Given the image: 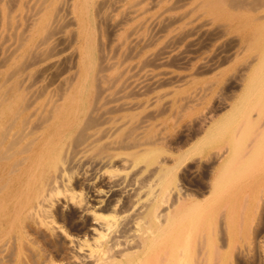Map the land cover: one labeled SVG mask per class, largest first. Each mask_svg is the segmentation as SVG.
<instances>
[{"label": "bare ground", "instance_id": "obj_1", "mask_svg": "<svg viewBox=\"0 0 264 264\" xmlns=\"http://www.w3.org/2000/svg\"><path fill=\"white\" fill-rule=\"evenodd\" d=\"M179 1L183 0L170 2L166 10L177 7ZM193 1L194 9L199 7L209 13L213 21H219L213 33L231 34L238 49L245 50L252 44L256 50L244 66L241 61L243 68L240 69L244 73L238 76L235 73L236 80H230L246 90L241 96L243 100L238 107L231 106L233 111L224 120L204 131L205 134L210 132L209 137L217 135L220 143L227 144L212 152L207 160H193L182 170L186 173L201 166L203 180L200 183H192L182 176L177 180L173 175L188 157L187 152L171 159L173 163L169 165L166 156L160 158L157 150L145 148L152 146L156 139L147 136L143 121L136 120L135 113L120 114L135 108L138 102L123 100L134 94L131 89L125 91L127 82L130 83L123 70L127 64L120 70L112 57L121 48L124 59L134 45H126L124 38L118 46L112 44L114 48H107L100 34L102 25L114 30L127 22L136 10L134 1L120 18L110 21L108 10H112L115 0H0V264H264V100L259 98L251 104L261 109L258 119L253 112L251 115L245 103L264 86V0H195L194 4ZM92 10L96 19L91 17ZM170 13L161 17V27L179 21L189 11ZM143 22L139 24L141 27ZM158 28V34L166 30L159 32ZM137 29L134 32H138ZM133 30L131 26L128 31ZM188 32L187 35L191 34ZM211 34L206 35L207 38H212ZM182 47L186 51L187 46ZM212 53L211 57L218 54ZM155 56L158 59V55ZM152 58L146 59L148 64ZM162 62L160 66L165 63ZM184 64L186 66V62ZM172 66L177 68V65ZM198 70L195 69L199 74ZM150 72L153 75V71ZM149 86L141 91H151ZM195 90L197 92V88ZM223 94H218L219 98H223ZM234 164L239 167L238 174H252L253 179L244 177L234 195L223 201L226 172ZM241 192L243 197L237 198ZM240 208L243 213L239 216Z\"/></svg>", "mask_w": 264, "mask_h": 264}, {"label": "rangeland", "instance_id": "obj_2", "mask_svg": "<svg viewBox=\"0 0 264 264\" xmlns=\"http://www.w3.org/2000/svg\"><path fill=\"white\" fill-rule=\"evenodd\" d=\"M131 1V2H130ZM132 1H134V3L136 4L135 5V7H134V9L136 8V10H135V12L134 13H132L131 14V16L126 20L127 22H125L124 21V23L122 22L120 25V27H119V25H117V27H116V29L118 28V31H119V33L121 34V35H119V33H118V31L116 30V29H114V30H111V29H108V28H106L105 29V27L102 25L101 26V34H100V40H102L103 42H104V40H105V44H106V46H108L107 48H111V47H113L114 45V47H116V46H118V44H120L121 43V41L124 39V38H126V45L128 44V46L130 47L131 45H134V46H131L130 48V53H129V55L131 56H124L125 58L124 59H122V49L120 48L117 52H115V56L114 57H112V60L113 61H115L116 62V64H117V67L120 69V70H122L123 68H124V65L125 64H127V65H125V69H123L124 70V76L125 77H128L129 78V81H130V83L129 82H127V85L129 86H127L126 88L127 89H125V91H130V89L133 91V93L134 94H132L131 96H133V97H131V96H128L127 98H124L123 100H125V101H130V102H132V103H135V102H138V103H136L137 105V107L135 106V108L133 107V108H129V109H126V111L125 110H123V111H121L120 112V114H124V113H126V114H133V113H135V114H133L134 116H135V119L136 120H138V121H143L142 122V125H143V127H145L147 130H148V132H146L147 133V136H151L152 138H154V140H155V142H154V144L152 145V146H145V148H147V149H152V150H157L158 152H159V157L160 158H162V157H167V159H168V164L169 165H171L172 163H173V159L174 158H176V157H178L181 153H186L187 152V158L185 159V161H183L182 163H181V165L179 166V167H177V169H176V171H174V173H173V175H175L176 176V179L178 180V178H181V176L182 177H184L185 179H188V180H190V181H192V183H200L202 180H203V176H202V170H201V166H199V167H195V169L194 168H192V170H190V171H188V172H186V173H184L182 170H184V168H185V166H187V164H189L190 162H192L193 160H203V159H206V158H208V156H210V154L212 153V152H214V151H216V150H218V148L220 147V146H225V144H227V143H225V142H223V141H221V143H220V139H219V137L217 136V135H212L211 137H209V135H210V132H208V133H204V131L207 129V127H208V129H209V127H211L212 126V124H214V123H218V122H221L222 120H224L227 116H228V114L229 113H231L232 111H233V109H232V107H234L235 106V108H236V106L238 107L239 105L238 104H240L241 103V101L243 100L242 99V95H243V93H244V91H246L245 89H241L240 88V86L238 85L237 87L235 86V85H237V84H235V81L234 80H236V74H237V76H238V73H239V75L241 74V73H244V70L242 69L243 68V66H244V63L247 61V60H249L250 58H252V56H254V55H252V54H255L256 53V50L253 48V45L252 44H249L248 45V47L245 49V50H241V49H238L237 48V41L236 40H233V36L231 35V34H224L223 36L222 35H219V33L218 34H215V33H213V32H215L216 31V29H217V27H218V25H219V21H213L212 19H211V15L209 14V13H207V12H203V10L201 9V8H195L194 9V7H195V5H191L192 4V0H183V1H179V3H177V5L179 6H177V7H175L174 9H172V10H166V8H167V6H168V4L170 3V2H172L173 0H157V3H156V1L154 0V1H152L151 3H150V1L151 0H142V2L140 3V0L139 1H136V0H115V2H114V4L115 5H113V6H111L112 8V10L111 11H109L108 10V13L110 14L109 15V20L110 21H114V18H115V21L118 19V18H120L121 16H122V13H123V11H124V9L129 5V4H131V3H133ZM136 1V2H135ZM166 1H167V3H166ZM147 3V4H145V3ZM159 2V3H158ZM188 2V3H187ZM120 3V4H119ZM140 3V4H139ZM152 3H155L154 4V6H153V4ZM164 3V4H163ZM182 3H186V4H182ZM194 3H196V1L194 0L193 1V4ZM119 4V5H118ZM150 4H152V5H150ZM171 4V3H170ZM169 4V5H170ZM140 5V6H139ZM143 5H144V7L146 8V9H144V11H143ZM146 5V6H145ZM152 6V7H150V6ZM167 5V6H166ZM115 6V8H113ZM117 6V7H116ZM125 6V7H124ZM191 8H190V7ZM193 6V7H192ZM147 7H149V8H147ZM156 7V8H155ZM190 8V9H188V8ZM117 8V9H116ZM121 8V9H120ZM154 8H155V10H154ZM162 8H165V9H162ZM179 8V9H178ZM184 8V9H183ZM113 9H115V11L113 12ZM140 9V10H139ZM142 9V10H141ZM183 9V10H182ZM188 9V10H187ZM116 10H117V12H116ZM161 10H163L162 12H161ZM165 10V11H164ZM178 10V11H177ZM181 10V11H180ZM122 11V12H121ZM140 11H142V12H140ZM167 11V12H166ZM185 11H189V13L188 14H186L183 18H181L178 22L177 21H175V22H172L171 24L169 23V25L167 24V25H164V28H163V25H162V27H161V24H162V18L165 16V15H168L170 12H172V13H170V14H180V13H182V12H185ZM113 12V13H112ZM121 12V13H120ZM138 12V13H137ZM140 12V13H139ZM158 12H160V13H158ZM202 12V13H201ZM142 13V14H141ZM158 13V15L156 16V14ZM116 14H118V15H116ZM141 14V15H140ZM197 14H198V17H197ZM200 14V15H199ZM96 14H95V12H94V10H92V12H91V17L92 16H94L93 17V19H96V16H95ZM113 15V16H112ZM164 15V16H163ZM133 16V17H132ZM148 16V17H147ZM158 16H160V17H158ZM186 16H187V18H186ZM193 16V17H192ZM111 17V18H110ZM117 17V18H116ZM132 17V18H131ZM145 17V18H144ZM156 17V18H155ZM162 17V18H161ZM190 17V18H189ZM135 18V19H134ZM142 18V20H140ZM159 18V19H158ZM194 18H196V19H193ZM210 18V19H209ZM130 19V20H129ZM144 19V20H143ZM156 19V20H155ZM189 19V20H188ZM198 19V20H197ZM200 19V20H199ZM204 19V20H203ZM132 20V21H131ZM150 20H152V21H150ZM158 20H160V21H158ZM186 20V23L188 24L189 23V25H187L184 21ZM187 20H188V22H187ZM193 20V21H192ZM197 20V21H196ZM206 20V21H205ZM138 21L140 22V23H138ZM142 21H145V22H143V26L141 27L140 25H141V23H142ZM156 21H158V22H156ZM192 21V22H191ZM201 21H203L204 23L206 22L207 24H204L203 22H201ZM156 22V23H155ZM183 22V23H182ZM198 22V23H197ZM201 22V23H200ZM214 22V23H213ZM150 23V24H149ZM202 23H203V25L205 26H203L202 25ZM210 23V24H209ZM123 24V25H122ZM135 26H134V25ZM140 24V25H139ZM154 24V25H153ZM160 24V25H159ZM178 24V25H177ZM182 24V25H181ZM185 24V25H184ZM192 24H193V28H195L194 30H192L191 29V27H192ZM196 24V25H195ZM212 24V25H211ZM129 25V27H127ZM148 25V26H147ZM149 25H150V27H149ZM153 25V26H152ZM171 25V26H170ZM177 25V26H176ZM207 25H209V26H207ZM216 25V26H215ZM131 26H132V30H133V28H135L132 32L131 31H128V30H131ZM155 26V27H154ZM160 27L161 29H159L158 27ZM190 26V27H189ZM195 26V27H194ZM104 27V28H103ZM140 29H139V28ZM145 27H147V28H145V29H147V30H145L144 28ZM166 27V28H165ZM169 27V28H168ZM172 27H174L173 29H172ZM204 27V28H203ZM207 27V28H206ZM214 27V28H213ZM216 27V28H215ZM119 28H120V30H121V32H120V30H119ZM130 28V29H129ZM138 28V29H137ZM151 28V31L149 30ZM155 28H156V31H155ZM157 28H158V30H159V32L162 30V29H166V30H162L160 33L161 34H158V31H157ZM180 28V29H179ZM201 28V29H200ZM105 29V30H104ZM127 29V30H126ZM138 30V32H134L135 30ZM154 29V30H153ZM170 29V31H168ZM179 29V30H178ZM183 31H182V30ZM205 29V30H204ZM143 30V31H142ZM153 30V31H152ZM178 30V31H177ZM193 32H192V31ZM202 30H204L203 31V33H202ZM211 30H212V34H211ZM111 31V32H110ZM113 31V32H112ZM140 31V32H139ZM146 31H147V33H146ZM186 31V33L185 34H183L184 32ZM191 32V34H189V35H187V32ZM103 32V33H102ZM106 32V33H105ZM128 32H130V33H128ZM152 32V33H151ZM154 32H157V33H154ZM188 32V33H189ZM198 32V33H197ZM209 32V34H207ZM111 34V36L113 35V33H114V36H112V37H114L113 38V40H111L112 39V37L109 35V34ZM116 33V34H115ZM145 33V34H144ZM150 33V35H148ZM154 33V34H153ZM165 34V36H164V34ZM196 33V34H195ZM106 34H107V36H106ZM124 34H126V35H124ZM132 34V35H131ZM142 34V35H141ZM181 34V35H180ZM182 34H183V37L181 38V36H182ZM199 34V35H198ZM211 34V36L210 37H212V38H207V36L206 35H210ZM103 35H105V36H103ZM111 37H109V36ZM131 37H129V36ZM137 35H138V38L140 37V38H142L143 39V41H142V39H138L137 38ZM144 35H145V37H144ZM147 35L149 36V37H147ZM155 35V36H154ZM167 35V36H166ZM180 37H179V36ZM197 35L199 36V38L197 37ZM202 35V36H201ZM126 36H128V37H126ZM133 36V37H132ZM141 36H143V37H141ZM150 36L153 38V39H151L150 38ZM160 36V37H159ZM170 36V37H169ZM179 38H178V37ZM201 36V37H200ZM214 36V37H213ZM216 36H217V38H216ZM220 38H219V37ZM228 36V37H227ZM105 37V38H104ZM107 37H109V38H107ZM119 38V40L118 39H116V38ZM197 37V38H196ZM222 37V38H221ZM130 38V39H129ZM133 38V39H132ZM150 38V39H149ZM174 38V39H173ZM177 38V39H176ZM225 38V39H224ZM104 39V40H103ZM107 39H109V40H111V42L110 41H108ZM132 39V40H131ZM145 39L147 40H149V43H148V40L147 41H145ZM167 39V40H166ZM181 39V40H180ZM229 41H228V40ZM114 40L116 41V42H114ZM117 40H118V42H117ZM121 40V41H120ZM137 40H138V42H137ZM153 40V41H152ZM177 40H180V41H177ZM226 40V42H228L227 44H225V41ZM113 41V42H112ZM131 41V42H130ZM187 41L189 42V43H187ZM199 41V42H198ZM202 42V44H203V47H202V44H201V42ZM221 41H222V43H221ZM233 41V42H232ZM234 41H236L235 43H234ZM108 42H110V43H108ZM128 42V43H127ZM137 42V43H136ZM153 42V43H152ZM155 42V43H154ZM162 42V43H161ZM173 42V43H172ZM205 42V43H204ZM207 42H209V44L207 43ZM115 43V44H114ZM142 43H146V44H149V46L148 45H144V44H142ZM161 43V44H160ZM165 43V44H164ZM179 43V44H178ZM189 45H187V44ZM190 43H192V44H190ZM199 43H200V45H199ZM233 44L232 46H234V45H236V47L234 46V47H231V45L230 44ZM109 44V45H108ZM112 44H113V46H112ZM117 44V45H116ZM156 44V45H155ZM162 44H164V45H173V47H175V48H177V50H175V48H173L172 46L170 47L169 45L167 46V47H164V45H162ZM186 44V45H185ZM221 46H220V45ZM222 44H224V45H222ZM142 45V47H141V49H140V51H138V48H139V46H141ZM153 47H152V46ZM197 45V46H196ZM228 47H227V46ZM144 46V47H143ZM161 46V47H160ZM182 46H187V49H186V51H185V47H182ZM204 46H206V48L204 47ZM223 46H225L223 49H222V47ZM113 47V48H114ZM158 47H159V49L161 50H159L158 49ZM212 47V48H211ZM228 48V50H227V52L226 51H224V50H226L227 48ZM229 47H231V49H230V51H229ZM250 47V48H249ZM184 48V49H183ZM197 48V49H196ZM215 48V49H214ZM226 48V49H225ZM234 48V49H233ZM133 49V50H132ZM137 49V50H136ZM172 49V50H171ZM183 49V50H182ZM195 49V50H194ZM207 49V50H206ZM208 49H210V50H208ZM221 51H220V50ZM121 50V51H120ZM123 50H124V47H123ZM152 50H154V51H152ZM155 50H156V53H155ZM160 51V54H159V51ZM166 51V53L165 52H163V51ZM180 50H182V51H180ZM218 50V51H217ZM238 50V51H237ZM158 51V52H157ZM180 51V52H179ZM183 51H185V53L183 52ZM190 51V52H189ZM193 51V52H192ZM206 53H205V52ZM218 52V54L216 53V55L214 54L213 55V57H211V53L212 52ZM224 51V52H223ZM134 52H136L137 54H135ZM163 52V53H162ZM173 52V53H172ZM175 52V53H174ZM189 52V53H188ZM213 52V53H214ZM232 52V53H231ZM247 52V53H246ZM121 53V54H120ZM139 53H140V55H139ZM154 53V54H153ZM162 53V54H161ZM164 53H165V55H164ZM185 55H184V54ZM202 53V54H201ZM212 53V54H213ZM221 53V54H220ZM224 53H226V54H224ZM230 53H231V56L229 57L228 55H230ZM234 53V54H233ZM235 53H238V54H235ZM245 53V54H244ZM118 56H117V55ZM153 54V55H152ZM155 54L156 55H158V59H155V58H157L156 56H155ZM176 56H175V55ZM181 54V55H180ZM244 54V55H243ZM119 55H121V56H119ZM135 55V56H134ZM147 55H150V56H147ZM171 55H172V59H170V57H171ZM173 55H174V57H176V58H174L173 57ZM189 55V56H188ZM208 55H210V56H208ZM146 58H145V57ZM164 56H165V58H164ZM178 56H181V57H183V59L182 58H179ZM187 56V57H186ZM208 56V57H207ZM238 56V57H237ZM251 56V57H250ZM127 57L129 58V60L127 59ZM136 57V58H135ZM152 57H154V59L152 58ZM203 57V58H202ZM216 57V58H215ZM219 57V58H218ZM118 58V59H117ZM151 59L152 58V60H150V61H148L149 62V64L147 63V61H146V59ZM162 58V59H161ZM164 58V59H163ZM179 59V60H176V59ZM186 58V59H185ZM188 58V59H187ZM209 58H211V59H209ZM225 58V59H224ZM168 59H170V60H168ZM175 60V62H173L174 60ZM195 59V60H194ZM213 59V60H212ZM220 59H224V61L226 60V62H224L223 60H221L220 61ZM230 59V60H229ZM120 60H124V61H122V63H119V62H121ZM125 60H128V61H125ZM141 60H142V62H141ZM146 62H145V61ZM156 60V61H155ZM162 60H164L165 61V63L164 64H161V65H163V66H160L159 64H160V61H161V63H163L162 62ZM167 60H168V62H167ZM184 61L183 63H182V61ZM192 60V61H191ZM201 60H203V61H201ZM207 60V61H206ZM217 62H216V61ZM99 60L97 59V62H98ZM129 61H130V63H131V65H130V63H129ZM138 61V62H137ZM144 61V62H143ZM153 61H155L153 64H152V62ZM170 61V62H169ZM171 61H172V63H171ZM191 61V62H190ZM194 61V62H193ZM205 61H206V65H205ZM214 61H215V63H214ZM223 61V62H222ZM243 62V64H242V62ZM125 62V63H124ZM127 62V63H126ZM133 62H135L134 64L135 65H137V66H135L134 64H133ZM177 62V63H176ZM181 62V63H180ZM186 62V66H185V63ZM199 62H201V63H199ZM220 62V63H219ZM222 62V63H221ZM231 62V64H229ZM233 62V63H232ZM118 63H119V65H118ZM124 63V64H123ZM129 63V64H128ZM139 63H142V64H144V63H146L144 66H142V64H140V66H138L139 65ZM151 63V64H150ZM158 63V64H157ZM166 63L168 64V65H166ZM188 63H190V66H189V64ZM217 63H219L218 64V66H217ZM169 64H171V65H169ZM172 64L173 65H177L176 67L177 68H175L174 66H172ZM211 64V65H210ZM228 64V65H227ZM243 66H242V65ZM133 65H134V67H133ZM154 65H156V67L154 66ZM241 65V66H240ZM122 66V67H121ZM142 66V67H141ZM154 66V67H153ZM169 68H171V69H169ZM193 66V67H192ZM205 66V67H204ZM209 66V67H208ZM212 66H214L213 68H215V69H213V68H211ZM216 66V67H215ZM133 67V68H132ZM137 67H139L138 68V73L136 72L137 70H136V68ZM140 67H141V69H140ZM165 67V68H164ZM167 67V68H166ZM186 67V68H185ZM234 67H236V69H234ZM238 67V68H237ZM240 67H242L241 69H240ZM128 68H131L130 69V71H129V69ZM150 70H149V69ZM159 68V69H158ZM191 68V69H190ZM205 68V69H204ZM211 68V69H210ZM128 69V70H127ZM146 69V70H145ZM174 69V70H173ZM177 69V70H176ZM195 69H199L198 71H199V74L197 73V71H195ZM201 69H204V71L203 70H201ZM208 69H210V71L208 70ZM213 69V70H212ZM136 70V71H135ZM155 70V71H154ZM158 70L160 71V72H158ZM135 71V72H134ZM150 71H153V75H152V72H150ZM172 71V72H171ZM185 71V72H184ZM193 71V72H192ZM202 71H203V73H202ZM209 71V72H208ZM234 71V72H233ZM129 72H134L135 73V75H134V73L133 74H131V73H129ZM150 72V73H149ZM158 72V74L159 73H161V74H155V73H157ZM162 72H164V73H162ZM128 74L129 76H127L126 74ZM149 73V74H148ZM168 73V74H167ZM171 73V74H170ZM196 75H195V74ZM217 73V74H216ZM236 73V74H235ZM140 74V75H139ZM164 74V75H163ZM166 74V75H165ZM177 74V75H176ZM187 74V75H186ZM232 74V75H231ZM141 75H142V77H141ZM145 75H147V76H145ZM152 75V76H151ZM183 75H184V77H183ZM136 76V77H135ZM151 76V77H150ZM153 76H154V78H153ZM157 76V77H156ZM188 76H190V77H188ZM217 76V77H216ZM222 76V77H221ZM229 76H230V79H229ZM232 76V77H231ZM165 77H166V79H165ZM219 77V78H218ZM144 78V79H143ZM160 78V79H159ZM181 78V79H180ZM190 78V79H189ZM197 78V79H196ZM225 78V79H224ZM131 79H132V82H131ZM137 79H139V80H137ZM149 81H148V80ZM155 79V80H154ZM164 79V80H163ZM172 79V80H171ZM178 81H177V80ZM183 79V80H182ZM186 79V80H185ZM227 79V80H226ZM229 79V80H228ZM231 79H234V80H232V81H230ZM161 80H163V81H161ZM171 80V81H170ZM191 80V81H190ZM195 80H196V82H195ZM218 80H219V82H218ZM226 82H225V81ZM142 82V81H144L143 83H140V82ZM160 81V82H159ZM165 81H169V82H165ZM180 81V82H179ZM187 81V82H186ZM189 81V82H188ZM192 81H194V82H192ZM197 81H199V82H197ZM147 82V83H146ZM151 82V83H150ZM171 82H172V84H171ZM183 82V83H182ZM212 83L213 82V85L212 84H209V83ZM228 82V83H227ZM233 82V83H232ZM237 82H238V84H239V81L237 80ZM138 83V84H137ZM140 83V84H139ZM146 85H145V84ZM154 83V84H153ZM162 83H164V84H162ZM171 85H170V84ZM185 83V84H184ZM191 83V84H190ZM133 86V84L134 85H136V87L134 86V87H132L131 85ZM142 84H144L143 86H141ZM156 84V85H155ZM169 84V85H168ZM176 86H175V85ZM179 84L181 85V86H183V87H181V86H179ZM183 84V85H182ZM190 84V85H189ZM204 84V85H203ZM215 84V85H214ZM229 84V85H228ZM233 84H235V85H233ZM147 85H150L149 87H150V89L149 90H151V91H145V90H142L141 91V89H145V87L147 86ZM173 85V86H172ZM220 85L222 86V87H220ZM225 85H226V87H225ZM228 85V86H227ZM139 86H141V87H139ZM205 86H206V88H208V89H206L205 88ZM230 86V87H229ZM131 87V88H130ZM137 87L139 88V89H137ZM155 87H157V88H155ZM219 87V88H218ZM232 87V88H231ZM238 87H239V89H238ZM148 88V87H147ZM155 88V89H154ZM195 88H197V92H196V90H195ZM201 90H200V89ZM225 88H227V89H225ZM229 88V89H228ZM135 89H137V90H135ZM177 89V90H176ZM224 89V90H223ZM233 89H235L234 90V92H232L233 91ZM237 89H238V91H237ZM255 89V88H254ZM253 89V90H254ZM154 90V91H153ZM205 90V91H204ZM207 90V91H206ZM211 90V91H210ZM225 90H229V91H225ZM232 90V91H231ZM170 91V92H169ZM194 91V92H193ZM237 91V92H236ZM255 91V90H254ZM262 91H263V94H264V86L263 87H259V94L258 93H256V95H253L252 96V98L250 99V101L248 102V101H246L245 103H248L247 105H246V107L247 108H250V110H251V115H252V112H253V116H254V118L255 119H258L259 118V116H260V114H261V109H260V107H258L257 105L255 106V107H258V109L257 108H254V106L252 107L251 106V104H253V101H255L256 99L258 100L259 98H260V100L263 98V100H264V95L262 94ZM150 92H152V93H150ZM177 92H178V94H177ZM202 92V93H201ZM221 94V92L222 93H224L223 95H225L226 96V94H227V96H226V98H225V96H222L221 95V97H223V98H219L220 96L217 94ZM136 93V94H135ZM148 94V96H147V94ZM203 93H205V94H203ZM216 93V94H215ZM233 93H235V95L233 94ZM260 93H261V96H260ZM139 94V95H138ZM144 94L146 95V96H144ZM162 96H161V95ZM176 94V95H175ZM229 94V95H228ZM233 94V95H232ZM155 95V96H154ZM172 95H173V97H172ZM185 95V96H184ZM234 96V97H232V96ZM184 96V97H183ZM189 96H190V98H189ZM217 96H218V98H217ZM257 96H258V98H257ZM260 96V97H259ZM138 97H139V99H138ZM152 97V98H151ZM159 97V98H158ZM177 97V98H176ZM181 97V98H180ZM206 97V98H205ZM232 97V99H230ZM236 97V98H235ZM241 97V98H240ZM135 98V99H134ZM138 100H137V99ZM151 98V99H150ZM156 98V100H154ZM162 98V99H161ZM171 98V99H170ZM183 98H185V99H183ZM187 98V99H186ZM201 98V99H200ZM217 98V99H216ZM229 98V99H228ZM132 99V100H131ZM148 99H150V100H148ZM197 99V100H196ZM200 99V100H199ZM218 99H219V102H221L220 104H219V102H218ZM222 99V100H221ZM154 100V101H153ZM171 100V101H170ZM216 102H215V101ZM256 100V101H257ZM204 101V102H203ZM211 101V102H210ZM226 101V102H225ZM234 101V102H233ZM158 102H160V103H158ZM190 102H191V104H190ZM199 102V104H197ZM210 102V103H209ZM214 102V103H213ZM223 102V103H222ZM161 103H162V105H161ZM164 103V104H163ZM166 103V104H165ZM192 103H194V104H192ZM195 103H196V105H195ZM148 104H150V105H148ZM208 104H209V106H208ZM213 104H215V105H213ZM218 104V105H217ZM223 104V105H222ZM183 105V106H182ZM186 105V106H185ZM190 105V107H188ZM213 105L214 107H211V106ZM234 105V106H233ZM146 106H147V108H146ZM178 106V107H177ZM208 106V107H207ZM224 106H226V107H224ZM232 106V107H231ZM139 107V108H138ZM144 107V108H143ZM159 107V108H158ZM161 107V108H160ZM205 107V108H204ZM222 107V108H221ZM163 108V109H162ZM196 108H197V110H196ZM222 110H221V109ZM133 109V110H132ZM159 109H161V110H158ZM174 109V110H173ZM188 109V110H187ZM202 109H203V111H202ZM207 109H208V111H207ZM209 109H211V111L212 112H210V110ZM260 109V110H259ZM153 110H154V112H153ZM221 110V111H220ZM147 111V114L145 113ZM150 111H152L151 113H152V115H151V113H150ZM169 113H168V112ZM178 111V112H177ZM179 111H180V114H179ZM192 111V112H191ZM213 111H215V112H213ZM123 112V113H122ZM149 112V113H148ZM166 112V113H165ZM218 112V113H217ZM256 112H258V113H256ZM145 113V115H146V117L143 115ZM159 115H158V114ZM162 113V114H161ZM163 113H165V114H163ZM168 113V114H167ZM172 113H174V115L172 114ZM176 113V114H175ZM204 113V114H203ZM209 113H211L210 115H208ZM217 113V114H216ZM172 114V115H171ZM178 114V115H177ZM147 115H148V117H147ZM150 115V116H149ZM155 115V116H154ZM158 115V116H157ZM176 115V117H174ZM198 115V116H197ZM207 117H206V116ZM211 115H215V116H211ZM141 116H142V118H141ZM170 116H171V118H170ZM182 116V117H181ZM201 116V117H200ZM204 116V118H202ZM211 116V117H210ZM140 117V118H139ZM151 117V118H150ZM149 118L151 119V120H149ZM155 118V119H154ZM159 118H161L160 120H158ZM198 118H200V119H203V120H201V121H199L200 119H198ZM209 118H211L210 120H209ZM147 119V120H146ZM168 119V120H167ZM175 119V120H174ZM167 120V121H166ZM179 120H181L180 121V123H179ZM197 120V121H196ZM164 121V122H163ZM171 121H173V122H171ZM193 121H194V123H193ZM199 121V122H198ZM166 122V123H165ZM176 122V123H175ZM198 122V125L196 124ZM206 122V123H205ZM148 123V124H147ZM158 123V124H157ZM147 124V125H146ZM154 124L156 125V126H154ZM173 124H175V125H173ZM183 124V125H182ZM187 124H189L188 126H187ZM204 124V125H203ZM153 125V126H152ZM161 125V126H160ZM186 125V126H185ZM160 126V127H159ZM150 127H151V129H150ZM157 127V128H156ZM165 127V128H164ZM180 127V128H179ZM183 127H184V129H183ZM187 129H186V128ZM155 128V129H154ZM191 128H192V130H191ZM203 128V129H202ZM162 129V130H161ZM178 129V130H177ZM156 130V131H155ZM185 132H184V131ZM193 131V133L191 132V131ZM197 131L196 133H195V131ZM202 130V131H201ZM167 131V132H166ZM178 131V132H177ZM153 132V133H152ZM159 132V133H158ZM184 132V133H183ZM189 132H191V133H189ZM200 132V133H199ZM157 133H158V135H157ZM163 133V134H162ZM153 134H154V136H153ZM168 134H172L171 136L170 135H168ZM197 134V135H196ZM175 135H176V137H175ZM178 135V136H177ZM185 137H183V136ZM194 135V136H193ZM168 136V137H167ZM189 136H191V137H189ZM194 138H193V137ZM196 136V137H195ZM161 137V138H160ZM177 137H179V138H177ZM182 137H183V139H182ZM157 138H160L159 140L157 139ZM175 139H176V141H175ZM180 139H182V140H180ZM187 139V140H186ZM193 139V140H192ZM163 140V141H162ZM165 140V141H164ZM177 140H180V141H177ZM189 140V141H188ZM158 141V142H157ZM163 143H162V142ZM191 141V142H190ZM160 142V143H159ZM180 142V143H179ZM156 143V144H155ZM169 143V144H168ZM178 144L179 143V145H176V144ZM184 143V144H183ZM167 144V145H166ZM187 144V145H186ZM151 147V148H150ZM167 147H169V148H167ZM171 147H172V149H171ZM182 147V148H181ZM181 148V149H180ZM165 149V150H164ZM214 149V150H213ZM231 149H233V146L231 145ZM169 152H168V151ZM177 150V151H176ZM123 151H125L126 152V150H123ZM171 151V152H170ZM174 155H176V156H174ZM200 155V156H199ZM207 156V157H206ZM172 159V160H171ZM192 159V160H191ZM207 160V159H206ZM203 161H205V160H203ZM183 163H184V165H183ZM183 167V168H182ZM239 169V167H237V164H234L231 168H229L228 170H227V172H226V177H225V179H224V186H223V191H222V199H223V201L224 200H226V199H229V197L230 196H232V195H234V193L236 192L235 191V189L236 188H239V185H240V183L242 182V181H244V177L246 178V177H248L249 175H246V176H244V173H237L236 171ZM196 170V171H195ZM180 171V172H179ZM198 171V172H197ZM263 171V170H262ZM261 171V172H262ZM192 172H194V173H191ZM181 173V174H180ZM195 173H196V175H195ZM199 173H201V175L199 174ZM237 173V174H236ZM249 173H250V171H249ZM182 174H184V175H182ZM186 174V175H185ZM194 174V175H193ZM144 175H146V172L144 173ZM179 175V176H178ZM189 175V176H188ZM193 175V176H192ZM229 175V176H228ZM234 175H237V176H234ZM186 176V177H185ZM189 177V178H188ZM195 177V178H194ZM191 178V179H190ZM194 178V179H193ZM194 181H193V180ZM249 179H253V175L251 174V176H249V178H248V180ZM198 180H200V181H198ZM258 179H255V181H257ZM239 193H240V191H239ZM241 197H243V195H242V192H241V194H239L238 196H237V198H241ZM242 208H240L239 209V213H237V214H239V216L241 215V212H242ZM243 213V212H242ZM213 216V215H212ZM94 222V221H93ZM95 224H97V222L95 221L94 222ZM85 249H86V247H84Z\"/></svg>", "mask_w": 264, "mask_h": 264}]
</instances>
